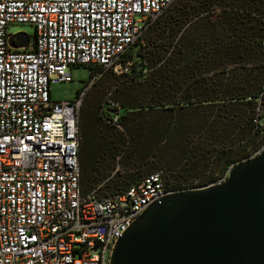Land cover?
I'll return each instance as SVG.
<instances>
[{"label":"built area","instance_id":"built-area-1","mask_svg":"<svg viewBox=\"0 0 264 264\" xmlns=\"http://www.w3.org/2000/svg\"><path fill=\"white\" fill-rule=\"evenodd\" d=\"M173 1L0 0V264H109L151 203L203 188H168L156 172L120 193L83 194L79 109L101 71L73 101L49 91L73 66L121 70V55ZM11 24L33 25L26 48L9 45L22 33H8Z\"/></svg>","mask_w":264,"mask_h":264},{"label":"trees","instance_id":"trees-1","mask_svg":"<svg viewBox=\"0 0 264 264\" xmlns=\"http://www.w3.org/2000/svg\"><path fill=\"white\" fill-rule=\"evenodd\" d=\"M119 62L103 97L86 93L112 68L86 65L101 74L79 109L83 194L156 172L174 190L204 187L263 146L264 0H174ZM107 158L122 172L100 185Z\"/></svg>","mask_w":264,"mask_h":264},{"label":"water","instance_id":"water-1","mask_svg":"<svg viewBox=\"0 0 264 264\" xmlns=\"http://www.w3.org/2000/svg\"><path fill=\"white\" fill-rule=\"evenodd\" d=\"M28 42L25 33L8 40ZM109 264H264V147L222 183L151 203L115 242Z\"/></svg>","mask_w":264,"mask_h":264},{"label":"rangeland","instance_id":"rangeland-1","mask_svg":"<svg viewBox=\"0 0 264 264\" xmlns=\"http://www.w3.org/2000/svg\"><path fill=\"white\" fill-rule=\"evenodd\" d=\"M7 31L10 34L15 33H25L29 36L34 35V27L30 24H11L7 26ZM121 70L114 71L113 69L106 71L100 79L89 89L86 95H95V96H105L106 92H108L112 87H116L119 83L118 75L121 72H125L124 69L125 65H121ZM71 73V80L70 81H62V82H55L51 83L49 87L50 97L54 101H73L77 98L80 90L84 89L85 84L90 80V71L88 66L79 65L73 66L70 69ZM84 95V96H86ZM263 146L258 149L253 155L259 152ZM252 155V156H253ZM250 156V157H252ZM106 163L103 165L104 168H107V172L109 171V175L100 183L103 185L105 182L112 177V173L114 172H122V168L117 163V159L111 160V158H107ZM114 162V163H113ZM114 164V165H113ZM221 178V177H220Z\"/></svg>","mask_w":264,"mask_h":264}]
</instances>
